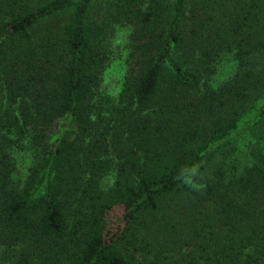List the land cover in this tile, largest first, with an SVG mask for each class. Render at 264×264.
<instances>
[{"label":"trees","instance_id":"1","mask_svg":"<svg viewBox=\"0 0 264 264\" xmlns=\"http://www.w3.org/2000/svg\"><path fill=\"white\" fill-rule=\"evenodd\" d=\"M117 26L127 70L102 103ZM227 53L239 70L213 86ZM0 247L264 264V0H0Z\"/></svg>","mask_w":264,"mask_h":264},{"label":"rangeland","instance_id":"2","mask_svg":"<svg viewBox=\"0 0 264 264\" xmlns=\"http://www.w3.org/2000/svg\"><path fill=\"white\" fill-rule=\"evenodd\" d=\"M131 28L128 26H117L110 40L109 49L110 59L101 75L100 87L96 91V100L98 102L119 101V95L123 87V80L127 70L126 59L129 52V35ZM238 61L234 53H227L216 61L215 72L210 77V83L217 86L225 83L238 72ZM25 156L19 155L20 166L25 165ZM218 161H215L210 170H213ZM0 264H3L0 247Z\"/></svg>","mask_w":264,"mask_h":264}]
</instances>
